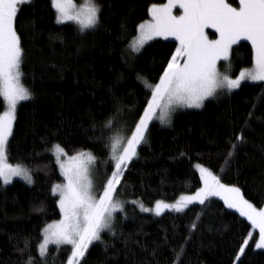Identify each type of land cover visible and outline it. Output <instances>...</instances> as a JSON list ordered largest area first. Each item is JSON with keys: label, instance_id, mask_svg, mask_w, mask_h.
Returning <instances> with one entry per match:
<instances>
[{"label": "trees", "instance_id": "1", "mask_svg": "<svg viewBox=\"0 0 264 264\" xmlns=\"http://www.w3.org/2000/svg\"><path fill=\"white\" fill-rule=\"evenodd\" d=\"M96 1L101 7L100 24L83 33L73 22L56 23L50 0H34L18 14L16 27L24 49L23 83L34 98L18 105L8 155L10 163L29 167L35 182L28 185L14 179L3 185L0 181V264H20L15 248L23 247L25 239L30 241L37 264H41L37 250L41 230L60 217L58 198L51 189L62 177L52 145L60 144L69 155L92 151L100 161L97 172L106 179L104 174H110L111 167L106 168L103 161L109 153L89 140L93 121L99 125L120 108L116 127L129 133L128 128L138 119V113L133 115L129 109L135 106L142 112L145 95L137 76L157 82L177 47L173 39L154 38L141 53H125L136 26L149 17V7L166 0ZM228 1L238 5L237 0ZM122 25L129 30L127 38H122ZM251 60L249 42L241 40L233 45L229 75L235 76L251 65ZM262 87L264 82H245L231 94L206 99L201 108L176 113L168 126L151 122L146 143L138 146V158L130 162L118 194L150 204L193 193L201 187L199 171L194 167L199 163L222 183L240 187L245 199L257 209L264 208V122H251L250 130L243 133L246 143L230 167L225 163L230 147L226 141L241 132L244 117ZM3 109L0 97V112ZM255 116H264V102L259 103ZM197 213H201L199 227L186 242L188 225ZM116 221V235L102 233L104 243L90 245L83 264H156V260L172 264V248L180 245L186 248L183 264H232L239 244L252 231L249 222L228 209L219 197H211L204 206L190 205L185 213L165 211L160 217L127 203L124 213H116ZM166 234L169 245L153 260L152 246ZM254 237L244 264H264V249L254 247L258 229ZM68 255V246L58 249L50 245L47 264H65Z\"/></svg>", "mask_w": 264, "mask_h": 264}, {"label": "snow or ice", "instance_id": "2", "mask_svg": "<svg viewBox=\"0 0 264 264\" xmlns=\"http://www.w3.org/2000/svg\"><path fill=\"white\" fill-rule=\"evenodd\" d=\"M33 2L34 0H0V97L5 105L4 111L0 112V181L3 185L10 184L14 177L21 178L28 185L35 182L29 167L23 163L8 162L18 105L34 98L33 92L23 83L24 49L16 27L19 12ZM177 4L183 9L179 16L172 13ZM50 5L55 11L58 24L74 21L82 33L85 29H95L100 24L101 7L94 0H85L79 7L73 0H50ZM148 13L151 19L136 26V35L132 36L125 53H141L145 45L155 37H174L178 42L177 47L171 58L167 59L157 82L149 83L137 76L144 85L145 95L142 112L135 106L129 109L133 115L138 113L134 127L128 128L130 135L122 134L123 129L116 127L120 108L116 115L99 125L93 121L90 129L93 135L89 140L100 144L102 152L109 153L103 163L106 168L111 167V174L107 171L104 174L107 179L102 184V192L93 194L96 184L92 179V172L100 161L92 151H78L68 157L60 144L52 145L56 165L65 183L53 185L51 189L54 196L59 195L56 204L60 219L41 230L43 239L37 246L41 264H47L49 245H55L58 249L62 245L71 246L67 264H83L89 246L95 241L104 243L102 233L116 235V213L125 212V202L117 201L116 194L123 184L126 170H130V162L138 158V146L146 143L150 122L158 119L162 125H170L172 114L177 109L201 108L210 97L223 94L225 90L231 94L233 90L240 89L243 81L264 82V0H238V6L235 7L227 0H168L164 5L152 4ZM205 28H214L218 38L209 40ZM122 29V38H127L129 30L123 25ZM241 39L251 44L252 67L242 69L235 78L227 74L221 75L217 70V61H227L230 49ZM262 102L264 87L254 98L252 108L244 117L241 132L234 134V140L226 141L230 147L225 163L229 167L239 148L246 143L243 133L250 130L251 122H264V116H255V110ZM106 133L111 135L106 136ZM194 167L199 171L202 185L194 193L181 195L175 203L156 200L152 208L139 203L140 211L151 212L157 217L166 210L185 213L190 205L204 206L211 197H219L228 209H234L251 226L252 231L247 232L232 261V264H244L243 258L250 248V241L255 238L254 230L258 229L259 234L255 249H264V208L257 209L245 199L240 187L222 183L217 175L203 165L197 163ZM128 203L137 204V201ZM200 217L201 213H197L196 218L188 225L189 235L184 237L186 242L198 229ZM172 231L175 236V226ZM168 245L167 234L160 243H154L150 253L153 260ZM141 247L143 251H147L146 246ZM105 248L107 249V245ZM15 251L20 256V264H37V257L31 254L28 239L24 240L23 247L17 246ZM185 251V245H180L178 249L173 246L172 264H183L182 256ZM156 264H159L158 260Z\"/></svg>", "mask_w": 264, "mask_h": 264}, {"label": "rangeland", "instance_id": "3", "mask_svg": "<svg viewBox=\"0 0 264 264\" xmlns=\"http://www.w3.org/2000/svg\"><path fill=\"white\" fill-rule=\"evenodd\" d=\"M94 2L95 3H97V1L96 0H94ZM227 2L228 3H230L228 0H227ZM73 3L74 4H76L77 5V7H79L80 5H82V4H84L85 3V0H79V1H75V0H73ZM168 3V0H166V2L164 3V4H167ZM237 3H238V0H237ZM98 4V3H97ZM164 4H162V5H164ZM233 5V4H232ZM234 7L235 6H238V5H233ZM172 13H173V15H176V16H179V15H181L182 13H183V9H181L180 7H179V4H177V6L176 7H174L173 9H172ZM151 19V16L149 15V17L147 18V19H144V20H142L141 22H139L138 24H140V23H142V22H144V21H148V20H150ZM68 22H73V23H75L74 21H68ZM76 24V23H75ZM77 25V24H76ZM78 26V25H77ZM79 27V26H78ZM86 30V29H85ZM204 31H205V34L207 35V37H208V39L209 40H215V39H217L218 38V33H216V31H215V29L214 28H205L204 29ZM136 35V34H135ZM134 35V36H135ZM155 38H163V37H155ZM167 39H173V40H175V38L174 37H168ZM131 40V39H130ZM241 40H243V39H241ZM241 40H239V41H241ZM176 41V40H175ZM239 41H237V43L239 42ZM244 41H247V40H244ZM247 42H249V41H247ZM178 43V42H177ZM250 43V42H249ZM235 45V44H234ZM230 52H231V49H230ZM229 55H230V53H229ZM252 67V63H251V65H249V66H247V67H244V68H242V69H246V68H251ZM241 69V70H242ZM217 70L220 72V74L221 75H225V74H227V75H229V68H228V60L227 61H225V60H223V59H221V60H218L217 61ZM240 70V71H241ZM239 71V72H240ZM239 72L236 74V75H238L239 74ZM235 75V76H236ZM231 76V75H230ZM235 76H231L232 78H235ZM245 82H251V81H243L242 83H245ZM251 83H254V82H251ZM224 92H227L226 90L224 91ZM220 95V94H219ZM218 96V95H217ZM216 96V97H217ZM211 98V97H210ZM210 98H208V99H210ZM215 98V97H214ZM4 109H5V105H4ZM4 109H3V111H4ZM187 109H198V108H183V109H177L173 114H172V117H171V122H172V120H173V117L175 116V114L176 113H178V112H180V111H183V110H187ZM152 122H157V123H159L160 125H162L161 123H160V121L158 120V119H154ZM151 123V122H150ZM162 126H168V125H162ZM122 134H124V135H130V132L129 133H126V132H122ZM73 155H75V154H73ZM73 155H69V154H67V156L68 157H71V156H73ZM55 157V156H54ZM65 160L67 159V157H65L64 158ZM55 160H56V158H55ZM9 162V161H8ZM10 163V162H9ZM11 164H13V163H11ZM14 164H16V163H14ZM58 169H59V167H58ZM59 173H60V175H61V177H62V181L61 182H59V183H56V184H54V185H63L64 183H65V181H64V178H63V175L61 174V171H60V169H59ZM111 174V173H110ZM109 174V175H110ZM14 179H19V180H21V181H23L21 178H19V177H14L13 178V180ZM92 179H93V181H94V183L96 184V187L94 188V195H96L97 193H100V192H102V184L104 183V182H106V179H102L100 176H99V174H98V172H97V165L95 166V168H94V170H93V172H92ZM2 182V181H1ZM202 186V185H201ZM53 187V186H52ZM194 193V192H193ZM192 193H183V194H180L176 199H174V200H171V201H165L166 203H175V201L181 196V195H191ZM57 195V198L59 199V195L58 194H56ZM98 198V197H97ZM116 200L117 201H120V202H125V205L128 203V202H131V201H137V204H135L139 209H140V207H139V203H143V205L145 206V207H149V208H152V207H154V205H155V201L154 202H152V203H146V202H144L143 200H141V199H139V198H127V197H125V196H122V195H120V194H116ZM164 201V200H163ZM59 208V207H58ZM166 211H169V210H166ZM149 213H151V212H149ZM59 219H60V217H59ZM59 219H57V220H55V221H58ZM54 221H52V222H50V223H48V224H51V223H53ZM47 225V224H46ZM45 225V226H46ZM44 226V227H45ZM43 227V228H44ZM42 228V229H43ZM41 235H42V233H41ZM42 239H43V237L41 238V241H42ZM40 241V242H41ZM96 242V241H95ZM94 243V242H93ZM50 246V245H49ZM66 246H68L69 247V254H70V251H71V246H69V245H66ZM65 264H67V261H66V263Z\"/></svg>", "mask_w": 264, "mask_h": 264}]
</instances>
